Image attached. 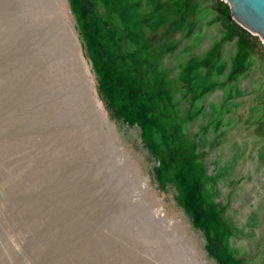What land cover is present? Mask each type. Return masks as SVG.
Listing matches in <instances>:
<instances>
[{"label": "rangeland", "instance_id": "374dc122", "mask_svg": "<svg viewBox=\"0 0 264 264\" xmlns=\"http://www.w3.org/2000/svg\"><path fill=\"white\" fill-rule=\"evenodd\" d=\"M233 21L0 0V264H264V40Z\"/></svg>", "mask_w": 264, "mask_h": 264}, {"label": "water", "instance_id": "95a60500", "mask_svg": "<svg viewBox=\"0 0 264 264\" xmlns=\"http://www.w3.org/2000/svg\"><path fill=\"white\" fill-rule=\"evenodd\" d=\"M232 16L251 33H259L264 40V0H226Z\"/></svg>", "mask_w": 264, "mask_h": 264}, {"label": "trees", "instance_id": "16d2710c", "mask_svg": "<svg viewBox=\"0 0 264 264\" xmlns=\"http://www.w3.org/2000/svg\"><path fill=\"white\" fill-rule=\"evenodd\" d=\"M86 11H87V13H88V15H90V9H86ZM226 16H227V18L230 20V17H228V12H227V14H226ZM97 19V18H96ZM95 19V20H96ZM91 20L93 21V18H92V16H91ZM235 23H234V21L232 22V25H234ZM236 26H238L237 24H235ZM234 25V26H235ZM92 27L96 30V31H98V29H97V26H95V25H93L92 24ZM233 28V27H232ZM237 33H239V35H238V37H241L242 35H244L245 36V39H250V38H254V36L249 32V31H247V30H241V28L238 26L237 27ZM241 30V31H240ZM241 33V34H240ZM123 39L121 40V44H118L119 46H126V43H125V38L124 37H122ZM243 41V40H242ZM119 43V42H118ZM108 51V50H107ZM121 55L123 54L124 55V52L121 50ZM109 54V53H108ZM122 55V57L123 58H120V56L118 57L119 58V60H120V63L119 64H115V63H117V62H115V60H114V58H113V61H112V63H114V66H118V67H124V64L126 63V60H127V57H128V55H127V57H126V60H124V61H121V60H123L124 59V56ZM103 79V77L101 78V80Z\"/></svg>", "mask_w": 264, "mask_h": 264}, {"label": "bare ground", "instance_id": "6f19581e", "mask_svg": "<svg viewBox=\"0 0 264 264\" xmlns=\"http://www.w3.org/2000/svg\"><path fill=\"white\" fill-rule=\"evenodd\" d=\"M226 1V0H225ZM229 3V2H228ZM230 4V3H229ZM234 18V17H233ZM235 19V18H234ZM236 20V19H235ZM249 31V30H248ZM250 32V31H249ZM251 33V32H250Z\"/></svg>", "mask_w": 264, "mask_h": 264}]
</instances>
